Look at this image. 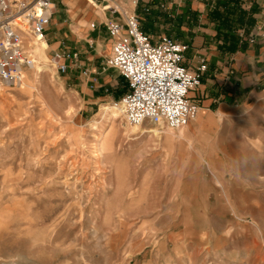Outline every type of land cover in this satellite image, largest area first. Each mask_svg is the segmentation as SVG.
I'll return each mask as SVG.
<instances>
[{"label": "rangeland", "instance_id": "1", "mask_svg": "<svg viewBox=\"0 0 264 264\" xmlns=\"http://www.w3.org/2000/svg\"><path fill=\"white\" fill-rule=\"evenodd\" d=\"M46 55L36 87L0 91V264H264V85L158 137L107 117L128 87L115 69L88 95Z\"/></svg>", "mask_w": 264, "mask_h": 264}, {"label": "crops", "instance_id": "2", "mask_svg": "<svg viewBox=\"0 0 264 264\" xmlns=\"http://www.w3.org/2000/svg\"><path fill=\"white\" fill-rule=\"evenodd\" d=\"M118 2L57 0L56 13L46 31L47 50L50 49L52 56L56 52L78 53L77 59L64 61L68 71L78 72L83 80L86 78V86L92 83V89L80 88L85 94L93 95L102 86L96 75L103 73L104 59L112 50L106 22L121 18L108 7ZM133 9L141 19L142 29L154 37L177 25L191 34L184 64L193 71L202 60L208 66L201 85L190 92L204 115L214 111L223 115L229 108L236 109L238 96L247 95L258 84L264 85V37H257L253 42L248 40L264 12V0H139ZM216 11L230 17L229 26L214 17ZM91 19L93 23L89 24ZM233 45L235 50H231ZM107 76L115 88L117 76Z\"/></svg>", "mask_w": 264, "mask_h": 264}, {"label": "built area", "instance_id": "3", "mask_svg": "<svg viewBox=\"0 0 264 264\" xmlns=\"http://www.w3.org/2000/svg\"><path fill=\"white\" fill-rule=\"evenodd\" d=\"M138 1L133 0L135 6ZM56 9L57 0H0V88L23 83L34 64L28 42L46 40ZM108 9L121 18L106 22L112 50L102 71L115 69L125 79L127 91L117 102L127 121L135 125L151 121L173 130L188 125L199 113L190 92L201 85L206 61L191 70L184 64L188 44L167 34H148L139 15L123 11L118 4ZM257 37H264V12L248 40ZM77 58L78 53L56 52L52 61L60 73H66L69 66L64 60Z\"/></svg>", "mask_w": 264, "mask_h": 264}, {"label": "bare ground", "instance_id": "4", "mask_svg": "<svg viewBox=\"0 0 264 264\" xmlns=\"http://www.w3.org/2000/svg\"><path fill=\"white\" fill-rule=\"evenodd\" d=\"M47 48H48V42L45 39H43V40H33V41H29L28 42L27 49L32 54V56L34 57V64H33L32 68L30 69L32 71L31 74H29V71H27V73L25 75L26 80H25V82H23L24 84L22 83L23 84V87L21 88L22 92H24V91H26L28 89L31 90L32 88L36 87V84L39 81L40 73L46 67V66L43 67V65L47 62V55H46ZM6 86H9V85H6ZM6 86H2L0 88V91L2 89H4V87H6ZM0 94H2V93H0ZM103 110L105 111V113H106L107 117L109 118V120L113 121L114 123L117 122L119 119H122V118L126 119V117H125V115L123 113L122 107H121V105L118 102L111 103V105H104L103 106ZM127 124H128L127 127L130 128V130L135 131L137 129H140L141 126L144 123L135 125V124H131L129 121H127ZM188 127L189 126L186 125V126H184L182 128H179L178 130H173V129L165 130L163 128L165 131H161L158 127H156V128L145 130L144 132H147V131L151 132V133H153L154 135H156L158 137L161 136L162 133H166V132L168 133L169 132V134H168L169 136H167V138H170V136L172 137V135H173V136H176L178 138L185 139V138H187L189 136V132H187V128ZM101 140H100L101 141V143H100L101 145L100 144L99 145L102 147V149H101L102 151L101 152L103 153V149L106 148L107 144H108L107 132L106 133H102Z\"/></svg>", "mask_w": 264, "mask_h": 264}, {"label": "trees", "instance_id": "5", "mask_svg": "<svg viewBox=\"0 0 264 264\" xmlns=\"http://www.w3.org/2000/svg\"><path fill=\"white\" fill-rule=\"evenodd\" d=\"M214 17H216V18H218V19H221L224 25H226V26H229V25H230V22H229L230 17H229V16H225V17H224L221 13H219L218 11H216ZM250 22L253 23V19H252ZM233 37H234V36H233ZM233 41H235V43H236V40H233ZM235 49H236V47H235V45H233V46L231 47V50H235ZM126 87H127V86H126Z\"/></svg>", "mask_w": 264, "mask_h": 264}]
</instances>
